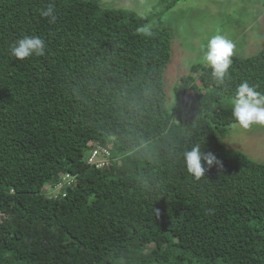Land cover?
<instances>
[{
	"label": "trees",
	"instance_id": "trees-1",
	"mask_svg": "<svg viewBox=\"0 0 264 264\" xmlns=\"http://www.w3.org/2000/svg\"><path fill=\"white\" fill-rule=\"evenodd\" d=\"M49 3L55 23L39 15ZM25 35L44 56L11 55ZM170 59V28L152 16L0 0V264H264V164L216 133L236 123L220 100L241 81L264 94V49L232 56L223 86L192 65L172 111ZM195 145L219 161L202 160L198 180L184 160ZM94 147L109 149L105 168L86 163Z\"/></svg>",
	"mask_w": 264,
	"mask_h": 264
},
{
	"label": "rangeland",
	"instance_id": "rangeland-1",
	"mask_svg": "<svg viewBox=\"0 0 264 264\" xmlns=\"http://www.w3.org/2000/svg\"><path fill=\"white\" fill-rule=\"evenodd\" d=\"M104 9L129 11L153 22L167 24L171 34V59L163 74L165 106L172 111L184 100L174 95L180 78L192 65L207 66L203 61L208 39L224 36L234 45L233 56L243 58L264 49V0H96ZM231 98H222L223 108L230 109ZM226 148L243 153L251 161L264 164V125L248 129L238 124L216 130ZM62 188L51 196L57 197ZM65 189L63 190V192Z\"/></svg>",
	"mask_w": 264,
	"mask_h": 264
},
{
	"label": "clouds",
	"instance_id": "clouds-1",
	"mask_svg": "<svg viewBox=\"0 0 264 264\" xmlns=\"http://www.w3.org/2000/svg\"><path fill=\"white\" fill-rule=\"evenodd\" d=\"M39 15L46 18L49 23H55L57 18L56 9L52 3L40 9ZM233 47V43L221 35H214L208 39L203 61L218 85L223 86L226 78L229 77L228 70L232 65ZM46 48L47 45L40 36L25 35L10 45V53L19 60H25L31 56H44ZM229 104L231 116L239 127L248 129L253 124L264 125V94L258 92L256 86L250 85L247 80L237 85L235 95L230 99ZM184 160L187 172L197 180L206 170L201 164L202 160L208 167L219 164L213 154L202 153L200 145H195L190 151H186Z\"/></svg>",
	"mask_w": 264,
	"mask_h": 264
},
{
	"label": "built area",
	"instance_id": "built-area-1",
	"mask_svg": "<svg viewBox=\"0 0 264 264\" xmlns=\"http://www.w3.org/2000/svg\"><path fill=\"white\" fill-rule=\"evenodd\" d=\"M110 162V152L107 147H94L86 158V163L96 169L105 168ZM65 185L68 184V176L64 177ZM63 185H59L61 187ZM51 195V192L49 193Z\"/></svg>",
	"mask_w": 264,
	"mask_h": 264
}]
</instances>
